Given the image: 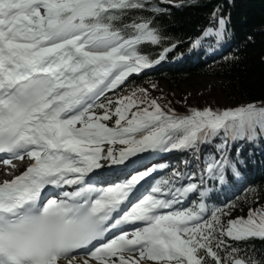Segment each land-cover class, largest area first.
Returning <instances> with one entry per match:
<instances>
[{"label":"snow or ice","instance_id":"1","mask_svg":"<svg viewBox=\"0 0 264 264\" xmlns=\"http://www.w3.org/2000/svg\"><path fill=\"white\" fill-rule=\"evenodd\" d=\"M146 3L0 0V163L15 168L13 160L32 162L0 184V264H78L81 256L83 264H264L228 243L264 241V207L226 222L234 204L209 212L201 199L171 210L191 194L205 195L186 173L158 181L128 208L151 169L107 187L92 183L102 160L126 165L140 153L196 149L221 133L225 142L219 147L226 148L227 139L264 132V108L255 104L179 116L143 89L116 101L106 95L171 51L155 60L142 53V46L163 39L151 20L117 26ZM218 24L219 31L204 35L221 36L225 20ZM113 116L115 127H109L104 121ZM104 144L126 147L117 154ZM226 167L238 174L226 155L210 157L204 171L222 183ZM128 224L143 226L129 233L123 230ZM114 229L120 234L106 240Z\"/></svg>","mask_w":264,"mask_h":264},{"label":"trees","instance_id":"2","mask_svg":"<svg viewBox=\"0 0 264 264\" xmlns=\"http://www.w3.org/2000/svg\"><path fill=\"white\" fill-rule=\"evenodd\" d=\"M178 7L167 9L159 0H147L143 10H130L117 22L118 27L131 24L133 21L139 22L141 19L152 21L154 27L163 37L159 45H144L141 48L143 54L150 59H156L161 51L172 45L178 44L177 50L170 57H179L183 51L192 46L197 41L202 32L209 29L215 33L219 31L218 21L225 20L224 30L221 36L209 40L212 42L211 52L219 49L222 45L218 39L225 40L234 33L235 50L227 59L205 57L195 65L185 66L181 70L169 71L166 74L150 75L112 94L109 98L113 101L131 95L133 90H145L149 99H155L161 107L168 111L171 109L179 116L189 115L191 110L211 109L213 111H224L236 109L249 104L264 108V0H175ZM159 8L160 12H153L151 9ZM216 13L215 19L210 20L211 14ZM233 40V38L231 39ZM230 40V41H231ZM214 77L219 79L218 88L212 89L207 94H183L164 93L160 90V82L166 81L172 87H177L180 83L195 78ZM150 86L148 91L144 87ZM139 94V93H138ZM143 106H146L143 105ZM136 109H133L135 111ZM102 113V109H97ZM116 117L112 120L104 121L106 124H113L115 127ZM225 142L223 134L213 137L210 141L203 143L201 151L203 165L199 166L193 159L189 162L187 172L193 174V178L203 175L204 186L199 185L200 191L205 192L204 198L210 197L213 179H209L204 171L205 161L210 157L219 158L226 155L227 159L236 165V169H247L252 164V174L264 171V132L257 129L254 139H237L231 144L227 139L226 148L219 147ZM232 154L228 152L230 147ZM196 156V155H195ZM197 157V156H196ZM248 158V160H246ZM192 165H196L192 167ZM257 166V167H255ZM231 167H227V169ZM197 170V173H193ZM226 170V168H225ZM192 172V173H191ZM225 172V171H224ZM237 176L240 173L237 171ZM210 181V182H209ZM201 184V182H200ZM199 193L194 197V203L201 202ZM235 205L231 209L229 216H224L226 221L235 214L245 216V210L255 209L257 206L264 207V177L255 184L254 189L240 198L234 199ZM227 206V205H226ZM222 208H225L222 207ZM227 240L228 238L225 237ZM233 247H238L242 251V257H252L257 260L264 258V241L251 239L247 242H235L228 240ZM222 255H226L222 253Z\"/></svg>","mask_w":264,"mask_h":264},{"label":"rangeland","instance_id":"3","mask_svg":"<svg viewBox=\"0 0 264 264\" xmlns=\"http://www.w3.org/2000/svg\"><path fill=\"white\" fill-rule=\"evenodd\" d=\"M220 81L214 77H202L188 79L180 83L177 87L170 86L167 82L160 83V90L164 93H173L175 95L183 94V96H189L190 94H207L212 89L219 87ZM150 90V87H146ZM89 264H94L90 263ZM147 264H155L153 261L147 262Z\"/></svg>","mask_w":264,"mask_h":264},{"label":"bare ground","instance_id":"4","mask_svg":"<svg viewBox=\"0 0 264 264\" xmlns=\"http://www.w3.org/2000/svg\"><path fill=\"white\" fill-rule=\"evenodd\" d=\"M13 164L15 165V168H12V167H9V166H4V169H5V170H8V171H10V172H12V173H14V172H16V171L22 169V168L24 167V165H25V163H24V162H21V161H18V162L13 163ZM0 178H2V175H0ZM148 262H149V261H148ZM61 264H67V262H66V261L61 262ZM78 264H83V259H82V260L79 259V260H78Z\"/></svg>","mask_w":264,"mask_h":264}]
</instances>
